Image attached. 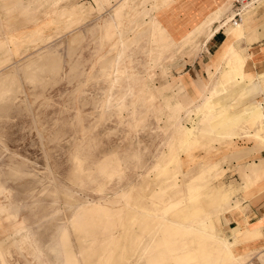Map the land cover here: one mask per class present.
Returning <instances> with one entry per match:
<instances>
[{"label": "rangeland", "instance_id": "1", "mask_svg": "<svg viewBox=\"0 0 264 264\" xmlns=\"http://www.w3.org/2000/svg\"><path fill=\"white\" fill-rule=\"evenodd\" d=\"M148 1L33 0L19 4L0 0V39H7L11 48L0 54V71L16 66L20 87L17 100L0 113V252L8 264H52L48 253L52 245L60 250L66 247L65 257L57 253V264H102L113 244L104 247L102 227L115 208L122 211V200L132 190L138 200L124 221L122 248L113 264L129 261L143 240L163 236L159 229L165 228V217L174 219V210L189 199L175 195L176 187L203 189L202 220L212 219L216 227L226 224L220 219L221 210L231 213L239 201L264 188V159L241 166L240 179L236 171L243 163L238 155L247 149L238 141L255 143L252 133L264 130V117L254 123L257 112L264 116V75L259 78L244 71L249 55L238 47L243 39L234 42L240 58L234 70L244 77L253 74L246 90H254L257 80L263 99H248L258 101L248 107L236 93L224 101L226 124L223 121L208 130H201L202 108L211 103L223 68L205 65L204 78L196 65L187 69L197 59L207 61L201 55L208 53L204 40L209 32L197 35L191 44L178 40L176 46L165 39L150 44L143 35L128 51L132 62L116 72L112 64L101 71L116 47L134 36L128 26ZM82 3L94 11L72 17L75 23L69 19L75 29L70 25L61 30L60 23H51L49 14ZM234 4L233 0L231 11ZM14 5L22 12L17 21L12 19L15 8L10 9ZM156 14L150 10L145 20ZM76 32L80 40L70 49L68 40ZM36 34L54 36L37 46L30 39ZM42 47L48 53L53 49L49 54L54 53L61 69L52 76L42 73L33 81L26 80L19 70L21 60L36 56ZM150 48L158 51L157 58ZM212 55L216 57L217 52ZM251 59L261 61L259 56ZM225 63L224 68L233 71ZM189 134L195 137L194 143L181 147ZM255 149L261 151L256 143ZM169 162V173L163 176L161 171ZM139 206L150 211L152 223L144 221ZM84 212L92 214V219L86 225L87 234L80 237L71 222L74 214ZM190 229L200 231V222L192 223ZM223 229L227 231V226ZM118 232L116 228L114 236ZM242 234L234 252L239 262L226 263L220 255L221 245L214 241L201 244L199 252L208 264H254V255L264 264V234L249 241ZM228 243L234 244L233 239ZM91 250L93 255L87 256Z\"/></svg>", "mask_w": 264, "mask_h": 264}, {"label": "bare ground", "instance_id": "2", "mask_svg": "<svg viewBox=\"0 0 264 264\" xmlns=\"http://www.w3.org/2000/svg\"><path fill=\"white\" fill-rule=\"evenodd\" d=\"M180 1L181 0H149L147 4H144L136 12L134 17V22L128 26V32L131 33L135 32L134 36L128 39L121 47H116V49L112 52V54H110V56H108V58H106L103 61L104 63L101 67V71L103 72L107 68H110V65L112 64L113 69L116 72L124 64L132 62V58L131 56H129L128 51L137 44H139L140 38L143 35L148 37L150 44H152L153 42H155L156 44H160V42L165 39L171 46H176L175 42L178 40H182L183 43L187 42L191 44L194 41H197L194 39V37H197V35L199 36L204 31L208 30L209 34L204 40L206 43L210 38L212 39L216 34L219 33V29L220 26H222V24L225 25L232 18V17L228 18L221 25H218L219 27L218 29H216L215 27L213 30H211L212 27L218 24L219 20L225 17V14L229 11L232 0H226L224 2L217 3L215 5L216 7L215 8L213 7V9H211L212 6L209 5V7L206 10L203 9L198 10L197 12L201 15V18L199 20L197 19L198 21L195 24H192L193 22L192 17L190 16L182 20L181 22L179 21L177 22L176 6ZM236 2L237 0H235V4H234L235 6H236ZM246 3L241 7L240 20H236V21H241V13ZM148 6L150 7V9L148 8ZM150 10H154L155 12H157L156 17L146 21L145 17L148 16ZM93 11H94L93 6H86L85 4L82 3L71 6L70 8L62 10L61 12H53L48 16L52 24L60 23L61 24L60 29L63 30L62 27L65 26L70 27L71 25L70 29L72 28L73 22L75 23V21H77V19H75V21L73 20L74 17L77 18L80 16L84 17L86 14L92 13ZM183 11L189 12L190 6L186 4L183 8ZM168 12L172 14V17L170 16L171 17L169 18L170 20L167 21L165 16L168 14ZM69 19L73 20L72 24H70ZM78 23L79 22H76L77 25ZM188 27H191L190 31L189 29H187ZM64 31H66V29ZM233 33H234V29L228 26L227 30L223 33L225 36V40L226 41L232 40ZM53 36L54 34L51 35L36 34L34 37L31 36L30 39L32 40V42L34 39V41L37 42V46H39L43 44L45 45V43L48 42L51 38H53ZM78 40H80V37L76 32L73 35V37L68 40V45L70 49H72V47L75 44H78ZM5 46H6L5 41L0 40V54L7 50L5 49ZM44 49L46 48L44 47L40 48L39 49L40 52L34 57L32 54L26 56L23 60H21L22 63L19 66V70L21 71V73L23 74L26 80L33 81V78H36L42 73L52 76L54 73L59 72V70L61 69V62H58V59L56 58V56H54V53L53 55L49 54L53 52L52 51L53 49L52 50L50 49L51 52L49 53L47 51H44ZM149 50L155 52V58L158 57V51H156V49L150 48ZM237 65L238 62H233V65L231 66L233 67V70L236 69ZM234 71L236 72L237 70ZM0 73H1L0 74V113H1L3 111V108L8 107L9 104L17 100V94L19 93L20 87L18 86V82L16 78V73H17L16 66H10V67L6 66L5 69L0 71ZM223 75L220 69L218 76H223ZM240 78H241L240 81L232 80V84H230L229 86H224L221 82V77L220 78L218 77L219 86L211 93L213 94L211 103H205L204 106L202 105L203 106L202 119H201L202 131L214 128L219 124L223 123V121L225 120V114L222 111L224 101L231 98L235 91L238 92L246 91L247 88H246V83L243 80L244 79L243 75L240 74ZM218 88H221L222 94L217 93ZM239 101L240 103H242L243 100H239ZM257 103L258 102L256 101L250 102L246 106L249 107ZM261 117H264L263 114L261 112H257L254 115V123H258ZM194 138L195 137L193 136V134H189V136L186 137L185 142H182L181 147L187 148L190 145H192L195 141ZM251 138L259 145L264 146L263 129L258 128L257 130H255L252 133ZM170 164L171 163L169 162V164L164 165L161 171V174L163 176L168 175L169 173L168 165ZM202 190L203 189L195 187L188 191V189L184 185L176 187L174 190L175 195L188 196L189 199L187 200L186 204L181 207L178 206L179 208H176L174 210V214H175L174 219H171L168 215L165 217L166 226L165 228L159 229V231L162 232L163 235L162 237L159 236H154L151 238L149 237L146 240L140 242V244H138L136 247L135 256L134 257L132 256V258L129 261H126L124 264H208L206 259L202 257V255L199 252V246L208 241H214L221 245L220 255L226 263H230L233 260L239 262L240 260L235 258L234 252L235 250H237L238 247L236 243L238 240L237 235L240 233V231L238 229L233 230L232 239L234 241V244L228 243V240H226L225 237L220 232L218 235L212 234L213 232H215V222L212 219H207L205 221L202 220V216L204 215V209L200 201V198L203 194ZM132 191L127 193V195L122 200L121 203L122 211L120 210V208H115L113 215L106 218L105 224L102 227L101 233L105 241L104 247L110 248V245L113 242L112 247L110 248V253L102 264H113L114 256L117 255L120 249L122 248L123 237L125 232L124 221L129 216L134 205L137 203L138 200V198L135 197L137 195L134 194L135 193L134 191L132 193ZM139 207L142 216L144 218V221L148 223H152L153 216L151 215L150 211L147 208H144L143 206H139ZM91 219H92V214L87 212L74 214L71 223L73 226L72 228H74L77 231L78 236L85 237V235L87 234V233L85 234L86 232L85 228L87 223ZM198 221L200 222L201 229L200 231L193 232L190 229V226L192 223ZM116 228H119V232L116 236H114L113 231ZM58 252H60V254L62 252L64 254L62 257H65L66 247L62 248V250L58 249V247H55L53 245L48 247V253L52 259V264H57ZM93 253L94 250H91L87 252L86 255L92 256ZM3 256L4 255H2L0 252V264H8L7 261L3 258ZM80 264H83V262L80 261Z\"/></svg>", "mask_w": 264, "mask_h": 264}, {"label": "crops", "instance_id": "3", "mask_svg": "<svg viewBox=\"0 0 264 264\" xmlns=\"http://www.w3.org/2000/svg\"><path fill=\"white\" fill-rule=\"evenodd\" d=\"M30 1L32 2L33 0H13L14 3L19 2V4L30 2ZM224 1L226 0H223V1L222 0H181L176 6V10H177L176 20L177 22L178 21L181 22L182 20L190 16L192 17V21H193L192 24H195L201 18V15L197 12L198 10L200 9L206 10L209 7V5H211L212 6L211 9H213V7L214 8L216 7L215 5L217 3L224 2ZM232 3H233V0L231 4ZM234 3H235V0H234ZM186 4L190 6L189 12L183 11V8ZM15 7L16 5L11 7L10 9L15 8ZM230 8H232L231 5H230ZM230 11L231 9H229L227 13H229ZM231 12H232V15L230 17L227 16V13L225 14V17H224L225 20L232 17L231 20L227 22L225 25L222 24V26H220L219 33L216 34L212 39L210 38L206 42L208 43L206 46L208 53H203L201 57L203 58L206 57L207 61L199 63V62H196L198 61L197 59L195 62H193L194 64L193 65L191 64L190 68L187 69V70H191L192 68L197 66L196 71H201V76L204 78V75L207 77V73L205 71V65H208V64L212 66L220 65L221 68H223L221 69V73L222 75L223 74L224 75L218 76V77L219 78L221 77V82L224 86H229L230 84H232V80H236V81L241 80L239 72L236 71L234 78H231L232 72H235V71L234 70L232 71L231 69L226 70L224 68V66L227 64L225 62H228V65L230 66L233 65V62H240V58L234 48V42H237L240 39H243V40L238 42V47L241 48L242 50H247V53L249 55V58L247 59V62H245V65H244V71L246 73L258 74L259 78L264 75V0L247 1L241 13V21H236L234 19V13H235L234 10H232ZM8 14L10 13L8 12ZM12 15H13L12 19L16 21L22 19V12L17 10V8L14 9ZM170 16L172 17V14L168 12V14L165 16L167 21L170 20L169 19L171 18ZM29 21L30 23H32L31 25H33V20H29ZM247 21L249 22V24ZM246 22L249 26L246 25ZM16 24L18 25L21 23H16ZM228 26L234 29L233 38L230 41H226L225 36L223 34L227 30ZM190 28L191 27H188L187 29H190ZM205 32H209V31L207 30ZM0 40L5 41V45H6L5 49L8 48L9 51L11 52V48L9 44H7L6 42L7 39L5 40L4 38H1ZM215 52H217L216 57L212 55ZM209 55H211V62H218V63L211 64V62H209ZM254 56H259L261 58V61L254 62L251 59ZM211 70L213 71V67L211 68ZM243 78L247 86L252 83L253 74H250L247 77L243 76ZM191 81H192L191 84L193 85L194 82L192 78H191ZM197 82H198L197 85H199L200 84L199 80ZM255 83L258 85L255 86L254 90H251V88H249V90H246V91H239V92L235 91L233 96L236 93H238L237 97L239 100H243L241 103L243 105H247L248 102L250 103L248 99H253V100L263 99V92L260 91L259 82L255 80ZM263 84H264V77H263ZM217 93L222 94L221 88H218ZM262 109L264 110V107H262ZM255 143L246 142L244 140L238 141V144L240 146L247 147V149H245L246 150L245 152H242L238 155L239 160L241 162L243 161V163L239 165L236 170L238 173L239 179H240L239 171H240L241 166L245 167L246 165H249L252 163L259 164L260 161L264 159V151H262L264 150V146L256 143L261 150V151H258L257 149H255ZM240 195L242 194L240 193ZM239 202H240L239 205L235 207L231 213L228 211L226 212L224 210H221V213L223 215L220 219L226 224L222 225L221 223L219 227H216V222L213 220L215 222V233L218 235L220 232L225 237V239H228V241L232 240L231 238H232L234 229H238L240 231V233L237 235V239L239 235L243 233L242 235H247L249 237L247 239L248 241L252 240V238H257V236H260L261 234H264V188L260 192L254 193L248 199L244 201H239ZM223 226H227V231H224ZM227 232L229 233V238L226 235ZM261 250H263L262 247H261ZM260 251L256 252V254H258ZM253 258L255 259L254 264H261L258 260H256L257 259L256 255H254Z\"/></svg>", "mask_w": 264, "mask_h": 264}, {"label": "built area", "instance_id": "4", "mask_svg": "<svg viewBox=\"0 0 264 264\" xmlns=\"http://www.w3.org/2000/svg\"><path fill=\"white\" fill-rule=\"evenodd\" d=\"M247 1L249 0H237L236 6L234 7L235 10V20H240V12H241V7L244 5Z\"/></svg>", "mask_w": 264, "mask_h": 264}]
</instances>
